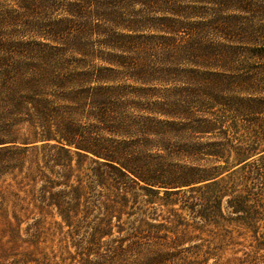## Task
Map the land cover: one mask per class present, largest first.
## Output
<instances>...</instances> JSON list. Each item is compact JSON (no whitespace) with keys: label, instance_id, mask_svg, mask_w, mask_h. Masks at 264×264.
<instances>
[{"label":"trees","instance_id":"obj_1","mask_svg":"<svg viewBox=\"0 0 264 264\" xmlns=\"http://www.w3.org/2000/svg\"><path fill=\"white\" fill-rule=\"evenodd\" d=\"M24 170L61 264H264V0H0V179Z\"/></svg>","mask_w":264,"mask_h":264},{"label":"rangeland","instance_id":"obj_2","mask_svg":"<svg viewBox=\"0 0 264 264\" xmlns=\"http://www.w3.org/2000/svg\"><path fill=\"white\" fill-rule=\"evenodd\" d=\"M30 187L31 182L26 178L25 170L18 179L15 178V175L8 173L0 179V208L2 207L0 209V264H61V249L67 245V242L62 240L61 232V225L65 226V224L55 214L44 224L42 218L35 213L30 214L28 211V216H25L26 211L23 208H27L25 200H27ZM40 187L41 183H38L36 188ZM180 207L181 203L175 204V209ZM170 208H174V206L172 205ZM170 208L167 209L170 210ZM163 209L157 210L153 216L151 215L155 219L153 223L166 226L169 229L174 228L170 223L171 215L166 208ZM179 213H181L180 210ZM183 214L187 216V221H190L189 213L184 212ZM127 219L125 216V220ZM148 221L151 220L148 219ZM38 222H40V226H38ZM236 229L233 236L237 242L242 244L234 247L235 250H242L237 256H242L243 251L258 250L255 248L256 241L252 232H247L242 227ZM182 230L183 227L180 225L175 228L176 232ZM169 234L173 236L175 233L170 232ZM203 237L208 238L207 235H203ZM231 247L222 254L225 261L230 259L234 253ZM245 247H248L249 250H245ZM260 253L264 254V249Z\"/></svg>","mask_w":264,"mask_h":264}]
</instances>
